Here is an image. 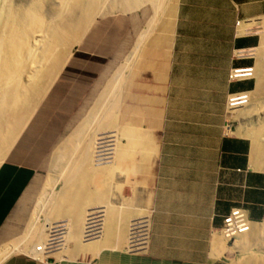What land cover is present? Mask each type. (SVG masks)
<instances>
[{"label":"crops","instance_id":"crops-1","mask_svg":"<svg viewBox=\"0 0 264 264\" xmlns=\"http://www.w3.org/2000/svg\"><path fill=\"white\" fill-rule=\"evenodd\" d=\"M146 12L142 6L101 13L85 25L0 155V229L61 134L84 119L73 125L75 113L103 90L97 91L98 78L109 58L133 34L128 58L151 6L144 19ZM237 21L247 28L263 22L264 0H177L170 32L152 34L140 49L121 86L119 153L120 169L128 173L125 185L142 182L150 193L148 246L136 250L141 253L106 248L93 258L59 264H231L211 255L213 231L232 216L231 209L245 212L250 222L264 220V169L252 162L251 138L234 133L235 125L226 128L228 95L248 94L258 85L254 75L229 79L231 68L254 64L253 71L257 65V58L233 59V51L255 46L256 52L261 45L254 33H239ZM1 264L49 260L12 255Z\"/></svg>","mask_w":264,"mask_h":264},{"label":"bare ground","instance_id":"bare-ground-1","mask_svg":"<svg viewBox=\"0 0 264 264\" xmlns=\"http://www.w3.org/2000/svg\"><path fill=\"white\" fill-rule=\"evenodd\" d=\"M57 1L59 5L55 12L45 18L39 4L26 6L18 13L13 10L10 0H0V155L15 139L26 118L28 120L31 108L61 69L85 25L106 8L105 0ZM145 4L151 6L153 13L125 61L128 64L119 67L86 118L54 151L51 173L33 214L35 221L40 209L56 196V208H50L45 215V225L51 234L38 238L23 251L21 246L24 239L21 236L31 233V220L23 235L0 246V264L22 251L26 256L40 261L50 255L59 261L69 257L93 258L106 248H127L132 228L140 227L146 232L149 229L150 208L147 201L146 204L145 201L142 205L139 203L148 192L145 185L136 181L132 185V195L126 197L123 194L128 173L120 169V91L140 49L148 43L150 36L170 32L175 3L174 0H118L117 4L111 2L109 8L130 12ZM75 10L79 11L77 18L70 17ZM248 26L241 23L239 33H243ZM254 26L260 30L261 45L260 42L258 45L261 49L259 51L257 47L255 54L260 68L257 71L254 69L251 75L256 77L257 82L259 79L260 94L248 97L231 112L235 113L234 117L243 126V130L238 129L236 134L252 139L253 164L264 169V21ZM123 72H126V76L120 84L119 78ZM244 95L247 96L246 93ZM241 97H235V102H242ZM259 112L263 114L262 117L258 116ZM253 115L256 116L254 120L258 122L257 126L252 121ZM105 117L111 119L106 129L101 130L98 125V129L94 127L89 131ZM132 174L136 175L137 172ZM60 178L61 184L57 188ZM242 213L245 212L234 214ZM132 216H135V223L130 222ZM222 236L223 229L213 233L210 251L213 257L228 259L231 264H264V224L260 229L249 220L247 231L237 236L249 239L248 252L234 260H231V249L237 243L234 241L229 246ZM255 246L261 250L250 251ZM146 248L147 243H135V250Z\"/></svg>","mask_w":264,"mask_h":264},{"label":"rangeland","instance_id":"rangeland-1","mask_svg":"<svg viewBox=\"0 0 264 264\" xmlns=\"http://www.w3.org/2000/svg\"><path fill=\"white\" fill-rule=\"evenodd\" d=\"M110 1L111 2H114L115 4L118 3V0H105L104 6L106 8L102 9V12L101 13H108V12H116V11H118V10H111L109 8L110 3H111ZM176 1L177 0H174L175 5H176ZM10 3H11V6H12L13 10L14 11H17L18 13H21L22 10H23V8L26 7V6H29V5L32 6V5H35V4L36 5L39 4L40 5V10H41V12H42V14L44 15L45 18L51 16L55 12V10L57 9V7L59 5V3H58L57 0H10ZM143 7H146L147 8V11H148V12H146V16L144 17V19H145L150 14V5L145 4ZM78 15H79V11L78 10H75V11H73L72 14H70V17L77 18ZM134 39H135V36L133 34L130 35V36H128L127 39L124 41L123 45L120 46V50L119 49L116 50L114 52V54L109 58L108 62L106 63V66H105L106 67V70L104 72H101V74H100V76L98 78L99 82L97 84V91L100 92L102 89L104 90L105 87L107 86L108 82L110 81V79L115 75L116 71L119 69V67L121 68L122 65H125L126 66L128 64V62H125L126 60H124V59H125L126 54L128 53V50L134 44ZM135 46H136V44H135ZM260 49L261 48H259V51H260ZM259 68H260L259 61H257V65L255 67V70L257 71V70H259ZM125 76H126V72H123V74L119 78L120 84H121V82H122V80L124 79ZM103 90L101 91V93L103 92ZM256 94L257 95L260 94V82H259V79H258V87H257V89L255 91L251 92L250 94H247V97L255 96ZM45 96L46 95H44L43 99L35 106V108H34V110H33L32 113L36 112L37 109L40 107V105L44 102ZM97 99H96V101H97ZM240 99H242V97ZM96 101L94 102V99L93 98L89 99L88 102H87V104H86V106L83 108V110H80L78 112V114L75 113V115L72 118V119H75V121L73 122V125L79 119H81L82 117L85 116L84 119L86 118V116L88 115V113L91 111V109L95 105ZM229 103H230V100L226 104V109L229 108V106H230ZM88 110H89V112H88ZM86 113H87V115H86ZM234 116H235V113L234 112L232 113L231 110H230V114L227 115V117H228L229 120L227 121L228 123L226 122L227 123L226 128L229 129V130H231L233 128V126L235 125L236 130L234 131V133H236V132H238V129H240L239 131H241V129L243 130V128H242L243 126L239 122V120L237 118H235ZM258 116L259 117H262L263 114L261 112H259L258 113ZM255 118H256V116L253 115L252 121H253L254 124L257 123V124H255L257 126L258 125V122L256 120H254ZM118 119H119V115H118ZM110 121H111V119L109 117H105L101 121H99L97 125L94 124V126H92V128H90L89 131L91 129H93L94 127L97 128V129L100 127L99 129L104 130V129H106L110 125L109 124ZM98 125H99V127H98ZM75 129L71 133L68 130L67 131L65 130V132H63L61 134V136L59 137V139L57 140V142L55 143V145L53 146L52 149L53 150L54 149L56 150L73 132H75ZM89 131L87 130L86 132H89ZM71 145L72 144H70V146ZM53 150H51L50 153L47 155V157H46L45 161L43 162L42 166L36 172L33 180L31 181V183L29 185V187L27 188V190L25 191V193L22 195V197L18 201L17 205L15 206L14 210L9 215V217L6 220V222L4 223V225L2 226V228L0 229V242L4 241L6 239H9L11 237H15V236L20 235L22 233L23 229L26 227L27 223L29 225V223L31 222V220L33 221V228L31 230V233L28 236L23 235L24 234L23 233L22 234L23 236H21V238L24 239L23 245L21 246V248H22L23 251L27 247H29L32 243H34L37 240H39L40 238H43L47 234H51L50 233V229L48 228V226L46 228V225H45L46 224V222H45V219H46L45 218V215H47L46 213H48V211H49L50 208L51 209H55L56 208V202H55V197L56 196L54 195V198L51 197L47 201L48 205L46 203L47 206L45 205L43 208L40 209V213L36 216L38 219L35 218L36 219L35 221L33 220L34 219L33 214H34V212L36 210V206H37V204H36V206L34 208V204L37 202V199L40 198V195H41V192L43 191V187L45 185V182H46L47 178H49L50 173H51V166L53 164V154H54V151H55V150L54 151ZM57 183H58L57 184V188H58L60 186V184H61V178L59 179V182H57ZM132 190H133V186L131 184L130 185H125L124 190H123L124 196L130 197L132 195ZM144 201H145L144 204H146V201H147V205H148V209H149L150 208L149 207L150 206V193H149V191L146 193V195L143 197V199L139 203L142 205V203ZM49 202H50V204H49ZM148 202H149V204H148ZM54 206H55V208H54ZM33 208H34V210H33ZM32 210H33V213H32V216H31ZM124 211L125 212H130L131 210H124ZM135 216H137V215H135ZM135 216H132L131 217V219H130L131 220L130 221L131 223H135ZM230 218H232V216H230L228 219H230ZM257 222L258 223H253V224H255L257 226V228L262 229V225L264 224V220H260V221H257ZM41 224H42V227H41ZM26 228H28V227H26ZM43 228H44V230H43ZM220 230L221 229H216V232H219ZM33 231H34V233H33ZM24 237H26V238H24ZM213 239H214V237H213ZM234 241H236L237 244H236V246H235L234 249H231V252H232L231 255H230V256H232V259L231 260H234L235 258H238L242 254L248 252V247H247V244L249 242V239L248 238H241V237L240 238L239 237L232 238V240L228 243V245L229 246H232V244H233ZM212 242H213V240H212ZM212 242H211V245H212ZM69 246H72V243H69ZM121 250L122 251H125V249H121ZM259 250H261V248H257L255 246L250 251L255 252V251H259ZM22 252L21 253H18V254H14V255H21V256L26 255L24 252L23 253ZM125 252H127V251H125ZM133 253H141V252H133ZM88 258H90V257H80L78 259L79 260H81V259L87 260ZM47 259L49 260V263L50 264H59L60 263V261L58 260V258H56L55 256H52V255L48 256ZM65 259H67V260H76L75 257H69V258H65ZM226 260H227V262H229L228 259H226Z\"/></svg>","mask_w":264,"mask_h":264},{"label":"built area","instance_id":"built-area-1","mask_svg":"<svg viewBox=\"0 0 264 264\" xmlns=\"http://www.w3.org/2000/svg\"><path fill=\"white\" fill-rule=\"evenodd\" d=\"M241 22H236V29H239ZM259 27L255 26L254 28H245V32H251L260 37V30ZM259 44V43H258ZM255 46L253 47H246V48H237L233 51V59L239 60V59H251L254 63L256 60L255 57ZM254 65V64H253ZM252 66H246V67H233L231 68L229 72V79L230 80H236V81H242L247 80L251 78V71ZM235 95H242V102H235ZM248 97L244 95L243 91L239 92H233L230 93L227 97V100H230V107L226 109V114H230V110L234 109L236 106L243 104ZM229 120V119H228ZM232 212V210H230ZM249 227V218L246 213L242 214H234L232 212V219H222V224L217 229H223V238L227 239V244L232 240V238H236L239 234L244 233L247 231ZM144 233V234H143ZM213 233H216V229L213 231ZM129 246L125 248V251L127 252H139L135 250V243H147L149 241V230L147 232L145 230H140V227L138 228H132L130 237H129ZM49 244H56V243H49ZM38 250H41L40 246H37ZM48 259L46 258V261ZM50 264V263H49Z\"/></svg>","mask_w":264,"mask_h":264}]
</instances>
